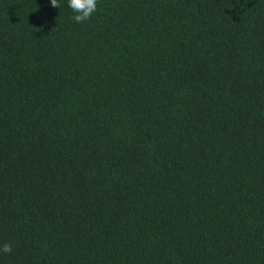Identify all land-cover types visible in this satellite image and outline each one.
Here are the masks:
<instances>
[{"label":"trees","instance_id":"1","mask_svg":"<svg viewBox=\"0 0 264 264\" xmlns=\"http://www.w3.org/2000/svg\"><path fill=\"white\" fill-rule=\"evenodd\" d=\"M0 0V264H264V0Z\"/></svg>","mask_w":264,"mask_h":264},{"label":"clouds","instance_id":"2","mask_svg":"<svg viewBox=\"0 0 264 264\" xmlns=\"http://www.w3.org/2000/svg\"><path fill=\"white\" fill-rule=\"evenodd\" d=\"M52 7L60 8L58 0H50ZM98 0H69V7L74 15L72 19L77 23H83L91 19L97 11ZM13 246L11 242H5L0 245V252L11 254Z\"/></svg>","mask_w":264,"mask_h":264}]
</instances>
